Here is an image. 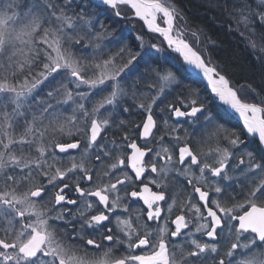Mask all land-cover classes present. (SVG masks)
Here are the masks:
<instances>
[{"label": "snow or ice", "instance_id": "6c2138e0", "mask_svg": "<svg viewBox=\"0 0 264 264\" xmlns=\"http://www.w3.org/2000/svg\"><path fill=\"white\" fill-rule=\"evenodd\" d=\"M206 6L259 83L180 0H0V264H264V0Z\"/></svg>", "mask_w": 264, "mask_h": 264}, {"label": "trees", "instance_id": "16d2710c", "mask_svg": "<svg viewBox=\"0 0 264 264\" xmlns=\"http://www.w3.org/2000/svg\"><path fill=\"white\" fill-rule=\"evenodd\" d=\"M180 4L186 13L188 22L193 27H202L207 35L216 41L217 47L213 50L214 56L234 64L232 68L233 82L253 81L255 77L254 83H259V75L254 73L250 63L246 61L247 53L239 38L224 28L222 18L206 6V0H180ZM186 38L191 39L190 37Z\"/></svg>", "mask_w": 264, "mask_h": 264}]
</instances>
